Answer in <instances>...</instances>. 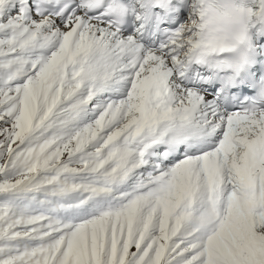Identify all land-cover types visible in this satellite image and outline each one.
Listing matches in <instances>:
<instances>
[{
    "label": "snow or ice",
    "instance_id": "obj_1",
    "mask_svg": "<svg viewBox=\"0 0 264 264\" xmlns=\"http://www.w3.org/2000/svg\"><path fill=\"white\" fill-rule=\"evenodd\" d=\"M0 264H264V0H0Z\"/></svg>",
    "mask_w": 264,
    "mask_h": 264
}]
</instances>
